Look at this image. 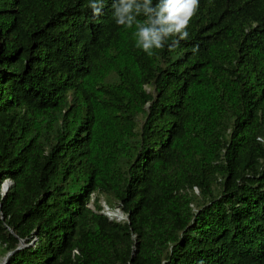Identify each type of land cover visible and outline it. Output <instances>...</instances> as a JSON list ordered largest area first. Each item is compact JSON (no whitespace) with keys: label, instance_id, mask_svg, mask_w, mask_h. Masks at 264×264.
<instances>
[{"label":"trees","instance_id":"16d2710c","mask_svg":"<svg viewBox=\"0 0 264 264\" xmlns=\"http://www.w3.org/2000/svg\"><path fill=\"white\" fill-rule=\"evenodd\" d=\"M88 4L0 0V264H264V0L152 57Z\"/></svg>","mask_w":264,"mask_h":264},{"label":"clouds","instance_id":"9594fccd","mask_svg":"<svg viewBox=\"0 0 264 264\" xmlns=\"http://www.w3.org/2000/svg\"><path fill=\"white\" fill-rule=\"evenodd\" d=\"M106 0H89L94 17L102 15ZM200 0H112L113 19L118 26L134 29L135 47L152 57L167 47L172 52L189 39ZM143 17V19H139ZM170 42V43H169ZM195 54L198 46L192 49Z\"/></svg>","mask_w":264,"mask_h":264},{"label":"water","instance_id":"95a60500","mask_svg":"<svg viewBox=\"0 0 264 264\" xmlns=\"http://www.w3.org/2000/svg\"><path fill=\"white\" fill-rule=\"evenodd\" d=\"M11 184H12V183H11V181H9V180L4 181V183L2 184V187H1V194H2V196H5L6 192L8 191L9 187L11 186ZM90 208L93 209L92 206H90ZM103 214H104V213H103ZM105 215L108 217L107 214H105ZM108 218H110V217H108ZM116 221H118V220H116ZM10 233H12L11 230H10ZM35 242H36V238L33 239V240H31V241L28 242V243H26L25 240H19V245H18V247H17L14 251L7 253V255L3 258L1 264H6L8 258H9L14 252L19 251V250H21V249H23V248H25V247H28V246H33V245L35 244Z\"/></svg>","mask_w":264,"mask_h":264},{"label":"rangeland","instance_id":"374dc122","mask_svg":"<svg viewBox=\"0 0 264 264\" xmlns=\"http://www.w3.org/2000/svg\"><path fill=\"white\" fill-rule=\"evenodd\" d=\"M100 203H101V205L103 206V208L104 207H106V205H105V203H104V201H103V198L101 199V201H100ZM114 203V206L113 207H111L110 209L108 208V210H109V212L110 213H115V212H118V213H120V215H122V217H121V219L120 220H118L119 222H123V221H125L126 220V217H125V215L121 212V210H120V208H119V206H118V204L114 201L113 202ZM110 206H112L111 205V203L109 204ZM105 208H104V213H107V211L105 212ZM108 212V213H109ZM113 220H117V219H113Z\"/></svg>","mask_w":264,"mask_h":264},{"label":"bare ground","instance_id":"6f19581e","mask_svg":"<svg viewBox=\"0 0 264 264\" xmlns=\"http://www.w3.org/2000/svg\"><path fill=\"white\" fill-rule=\"evenodd\" d=\"M119 212V211H118ZM118 212H115V213H108V216L111 218V219H117V220H120L122 215H120V213Z\"/></svg>","mask_w":264,"mask_h":264},{"label":"built area","instance_id":"2783aa9c","mask_svg":"<svg viewBox=\"0 0 264 264\" xmlns=\"http://www.w3.org/2000/svg\"><path fill=\"white\" fill-rule=\"evenodd\" d=\"M104 208L106 209L105 212L107 211V213H104ZM104 208H103V213L108 215L109 210H108L107 206L104 207ZM108 217H109V216H108Z\"/></svg>","mask_w":264,"mask_h":264}]
</instances>
